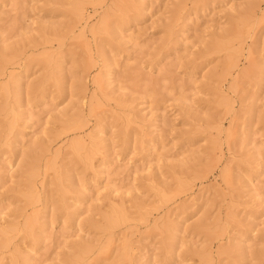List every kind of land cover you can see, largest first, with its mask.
I'll return each mask as SVG.
<instances>
[{
    "label": "rangeland",
    "instance_id": "obj_1",
    "mask_svg": "<svg viewBox=\"0 0 264 264\" xmlns=\"http://www.w3.org/2000/svg\"><path fill=\"white\" fill-rule=\"evenodd\" d=\"M0 264H264V0H0Z\"/></svg>",
    "mask_w": 264,
    "mask_h": 264
}]
</instances>
